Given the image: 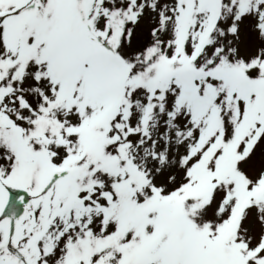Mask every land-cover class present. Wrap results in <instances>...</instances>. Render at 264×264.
<instances>
[{"label": "snow or ice", "instance_id": "6c2138e0", "mask_svg": "<svg viewBox=\"0 0 264 264\" xmlns=\"http://www.w3.org/2000/svg\"><path fill=\"white\" fill-rule=\"evenodd\" d=\"M0 264H264V0H0Z\"/></svg>", "mask_w": 264, "mask_h": 264}]
</instances>
